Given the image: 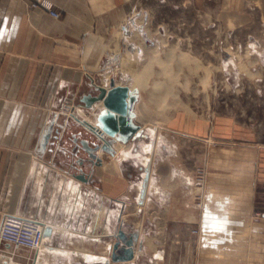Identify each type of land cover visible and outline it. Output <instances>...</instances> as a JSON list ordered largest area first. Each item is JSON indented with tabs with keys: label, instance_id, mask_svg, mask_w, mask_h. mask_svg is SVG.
Wrapping results in <instances>:
<instances>
[{
	"label": "crops",
	"instance_id": "crops-1",
	"mask_svg": "<svg viewBox=\"0 0 264 264\" xmlns=\"http://www.w3.org/2000/svg\"><path fill=\"white\" fill-rule=\"evenodd\" d=\"M153 1L160 0H47L59 14L53 18L26 0H0V223L16 216L48 231L34 254L3 245L12 264H103L128 246L130 264H264L263 142L243 131L232 141L223 120L216 139L211 131L202 139L183 134L182 142L203 141L209 163L198 206L194 170L169 146L180 136L153 138L147 130L152 168L142 151L130 150L142 139L130 141L129 118L113 132L102 103H90L96 87L115 78L128 87L131 110V76L116 66L143 62L158 39L161 26L154 35L148 26ZM185 1L209 14L215 4L227 32L255 28L260 17L264 28V0ZM67 103L110 146L69 117Z\"/></svg>",
	"mask_w": 264,
	"mask_h": 264
},
{
	"label": "rangeland",
	"instance_id": "rangeland-1",
	"mask_svg": "<svg viewBox=\"0 0 264 264\" xmlns=\"http://www.w3.org/2000/svg\"><path fill=\"white\" fill-rule=\"evenodd\" d=\"M159 2L148 5V26L153 29V35L156 25L161 26V30L157 32V40L153 37L148 42L143 62L116 66L117 71L131 76L127 82L135 91L127 116L133 126L131 134L135 135L130 141L138 143L142 139L143 142L130 150L133 153L142 151L155 168V150L149 154L143 151V143L150 139L147 130H155L153 138L156 132L165 138L180 136L181 143L169 146L183 151L182 164L193 168V184L201 188L196 194L199 206L203 202L201 190L209 172L203 141L198 140L205 132L211 131L212 138H218L219 124L223 120L228 123V127L223 128L232 141H239L243 131L264 143L263 19L256 20L255 28L227 32L214 15L215 4L209 5L213 10L209 14L204 8L188 5L185 0L174 1V6L171 0ZM153 8L162 11L155 16L151 12ZM125 66L132 67L131 71ZM183 134L198 139L182 142ZM133 159L137 167L146 165L144 160ZM192 233L198 234L199 230H192Z\"/></svg>",
	"mask_w": 264,
	"mask_h": 264
},
{
	"label": "built area",
	"instance_id": "built-area-1",
	"mask_svg": "<svg viewBox=\"0 0 264 264\" xmlns=\"http://www.w3.org/2000/svg\"><path fill=\"white\" fill-rule=\"evenodd\" d=\"M31 9H39L48 13L53 18L59 14L52 8L47 0H26ZM66 113L72 119L75 112L72 104L65 106ZM75 116V115H74ZM202 205V204H201ZM46 226L34 219H24L16 216H6L0 223V264H7L9 258L7 252L1 248L8 245L14 249H26L36 253L44 246ZM103 264H130L129 262H105ZM149 264H161L158 261Z\"/></svg>",
	"mask_w": 264,
	"mask_h": 264
},
{
	"label": "water",
	"instance_id": "water-1",
	"mask_svg": "<svg viewBox=\"0 0 264 264\" xmlns=\"http://www.w3.org/2000/svg\"><path fill=\"white\" fill-rule=\"evenodd\" d=\"M97 95L90 100V103L101 102L103 107L106 109L108 114V119H103V122L108 123L109 127L113 132L119 131V123L123 126L125 124V119L129 114V89L126 86L118 85L115 82V78H110L108 82V87L97 86ZM132 102V101H131ZM111 114L113 118L110 117ZM82 126L87 127L90 131L96 134L101 140H103L108 146L106 140L104 139V132L97 126H93L85 121H80L75 118ZM48 231L45 230V235ZM133 258L132 247H125L123 249V254L121 257L115 255L111 256L112 262L129 261Z\"/></svg>",
	"mask_w": 264,
	"mask_h": 264
},
{
	"label": "bare ground",
	"instance_id": "bare-ground-1",
	"mask_svg": "<svg viewBox=\"0 0 264 264\" xmlns=\"http://www.w3.org/2000/svg\"><path fill=\"white\" fill-rule=\"evenodd\" d=\"M74 115H75V114H74ZM74 115L72 114L73 118H74V119H75V118L77 119V116H76V115L74 116ZM84 121H85V119H84ZM85 122H86V121H85ZM93 126H95V125H93ZM150 130H152V129H150ZM152 144H153V143H149L150 146H152ZM121 150H123V149H121ZM121 150H119V151H121Z\"/></svg>",
	"mask_w": 264,
	"mask_h": 264
}]
</instances>
